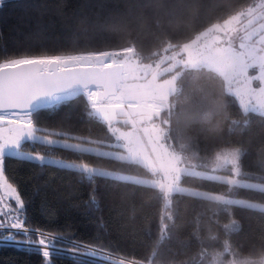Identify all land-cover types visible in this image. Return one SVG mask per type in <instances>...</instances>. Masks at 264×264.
<instances>
[{
	"label": "trees",
	"instance_id": "trees-1",
	"mask_svg": "<svg viewBox=\"0 0 264 264\" xmlns=\"http://www.w3.org/2000/svg\"><path fill=\"white\" fill-rule=\"evenodd\" d=\"M258 0H9L0 3V65L20 59L71 57L130 49L148 63L192 41ZM46 61V60H44ZM177 91L160 112L165 138L184 156L211 160L239 153L244 174L264 176V115L244 111L222 76L207 67L177 78ZM33 130L111 147L107 125L80 91L28 114ZM57 165L6 155L3 174L21 196L10 201L25 226L59 240L98 247L148 264H259L264 261V210L231 200L264 203V190L195 175L181 182L220 198L174 192L120 178L150 175L134 161L25 141ZM86 166L115 175L86 170ZM7 212V211H6ZM9 216V217H8ZM11 213L4 217L10 219ZM21 234L0 231V236ZM30 239H38L30 234ZM0 264H95L53 253L0 246Z\"/></svg>",
	"mask_w": 264,
	"mask_h": 264
},
{
	"label": "rangeland",
	"instance_id": "rangeland-1",
	"mask_svg": "<svg viewBox=\"0 0 264 264\" xmlns=\"http://www.w3.org/2000/svg\"><path fill=\"white\" fill-rule=\"evenodd\" d=\"M129 51V48L119 51L121 58H118L116 52L56 57L60 61L76 57L82 66L109 65L115 62L125 65V80L116 96L103 99L101 90L80 91L95 106L97 116L107 125L113 138L111 147L39 133L33 130L28 114L0 113V192L3 205H11L10 201H14L9 198V190L4 186L9 184L3 174L6 155L75 166L71 162L24 148L27 140L137 162L150 175H117L125 180L158 187L166 195L180 192L220 198L217 194L182 184L181 180L185 175L264 190V176L244 174L239 164V153L235 149H223L208 161H198L181 154L176 146L167 142L160 118V112L168 107L169 96L178 90L176 81L181 72L199 67H207L219 73L226 91L236 97L242 110L264 115V0H258L222 23L206 28L192 41L164 52L151 62H137ZM102 54L109 55L110 62L97 61L96 55ZM22 60L24 59L15 62ZM77 92L63 99L71 98ZM89 95L96 96V101L93 102ZM86 170L115 175L87 166ZM231 201L264 210V203L261 202L242 198ZM5 211L10 212L8 208ZM9 220L3 218L4 223H9ZM259 264H264V261Z\"/></svg>",
	"mask_w": 264,
	"mask_h": 264
},
{
	"label": "water",
	"instance_id": "water-1",
	"mask_svg": "<svg viewBox=\"0 0 264 264\" xmlns=\"http://www.w3.org/2000/svg\"><path fill=\"white\" fill-rule=\"evenodd\" d=\"M43 59H49L46 69ZM126 69L109 65L60 67L56 57L33 58L0 65V113L29 114L57 103L56 96L87 89L101 90L103 99L117 95Z\"/></svg>",
	"mask_w": 264,
	"mask_h": 264
},
{
	"label": "built area",
	"instance_id": "built-area-1",
	"mask_svg": "<svg viewBox=\"0 0 264 264\" xmlns=\"http://www.w3.org/2000/svg\"><path fill=\"white\" fill-rule=\"evenodd\" d=\"M5 1H9V0H0V3L5 2ZM1 193L2 192H0V198L3 199ZM3 202H4V200H3ZM10 213H11V218L9 220V223H11L13 215L18 216L20 219H22L25 222L23 215L17 209H14L11 207ZM25 229L27 230L26 235L21 234L22 235L21 237H14V240L15 241H27V243L17 246L15 243H13L11 241H7L6 240L7 237L0 236V246L1 245H9V246H13L16 248H25V249H29V250H37L42 255V252L37 247L38 240L40 238H44V236H47L50 239L58 238V237H55V236L50 235V234H46V233L41 232V231H36V230L34 231V230H32L26 226H25ZM0 231H8V230H6L4 227H0ZM10 232H16V231L12 230ZM30 234L37 235L38 239H36V240L30 239V237H29ZM49 241H51V244L47 250H49L50 255L53 253H59V254L65 255L67 257H70L72 259H76V260H80V261H87V262H91V263H95V264H148V263L141 262V261L134 259V258H127L124 256L114 254L110 251H107V250H104V249H101L98 247H92V246L83 245V244H79V243L71 242V241H65L66 244H57V243H54L52 240H49ZM52 245H54V248ZM90 252H94L95 255L94 256L93 255H87V253H90ZM45 259H47V258H45Z\"/></svg>",
	"mask_w": 264,
	"mask_h": 264
},
{
	"label": "snow or ice",
	"instance_id": "snow-or-ice-1",
	"mask_svg": "<svg viewBox=\"0 0 264 264\" xmlns=\"http://www.w3.org/2000/svg\"><path fill=\"white\" fill-rule=\"evenodd\" d=\"M4 186L7 187L9 190V198L13 199L15 201V203L19 206L20 210H23L24 209V203L21 199V196L17 193L16 189L11 184H5ZM0 205H3V199L2 198H0ZM5 208H8L9 210H11V206L10 205L0 206V227H4L8 231L15 230L17 232V234H25L26 235L27 230L25 229V222L22 219H20L18 216L13 215L11 223H4L3 222V218L7 215ZM53 239L59 240L62 238H53ZM6 240L15 243L17 246L27 243V241H15L14 237L11 235L7 236ZM50 244H51V241L48 240L47 236H44V238H40L38 240L37 247L42 252V256L44 258H48L50 255L49 250H47L48 247L50 246ZM52 246L54 248V245H52ZM87 255H93L94 256L95 253L90 252V253H87Z\"/></svg>",
	"mask_w": 264,
	"mask_h": 264
},
{
	"label": "bare ground",
	"instance_id": "bare-ground-1",
	"mask_svg": "<svg viewBox=\"0 0 264 264\" xmlns=\"http://www.w3.org/2000/svg\"><path fill=\"white\" fill-rule=\"evenodd\" d=\"M96 57H97V61H99L100 60V62H102V63H107V62H110L109 61V55H107V54H102V55H96ZM101 57V58H100ZM58 60V59H57ZM48 61H49V59L48 60H46V61H44V60H42V63H43V65H44V67H46L47 66V63H48ZM15 62V61H14ZM14 62H12V63H14ZM58 62H59V64H60V67H61V65L63 66V68H68V67H72V66H75V65H77V66H80L81 65V62L79 61V59H76V57L75 58H65L64 59V61H60V60H58ZM62 63V64H61ZM82 66V65H81ZM45 69V68H44ZM95 90H97V89H95ZM69 95H71V93H68V94H62V95H57L56 96V101H60V100H62L63 98H65L66 96H69ZM90 96V98H91V100L93 101V102H95L96 101V96H93V95H89ZM71 97V96H70ZM68 99V98H67ZM64 100V99H63Z\"/></svg>",
	"mask_w": 264,
	"mask_h": 264
}]
</instances>
